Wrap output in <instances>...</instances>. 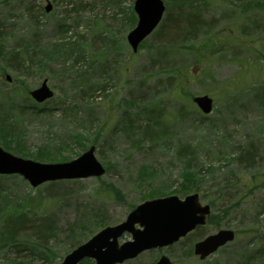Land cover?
Wrapping results in <instances>:
<instances>
[{
    "label": "rangeland",
    "instance_id": "obj_1",
    "mask_svg": "<svg viewBox=\"0 0 264 264\" xmlns=\"http://www.w3.org/2000/svg\"><path fill=\"white\" fill-rule=\"evenodd\" d=\"M50 1L46 11V0H0V146L47 163L93 143L105 173L36 188L0 175V264L61 263L147 198L191 192L210 207L203 226L118 264L162 253L172 264H264V0H163L137 51L125 39L134 0ZM43 78L54 94L37 103L28 91ZM198 94L212 97L209 114ZM15 210L28 213L11 241ZM220 228L234 240L200 260L193 242Z\"/></svg>",
    "mask_w": 264,
    "mask_h": 264
},
{
    "label": "water",
    "instance_id": "obj_2",
    "mask_svg": "<svg viewBox=\"0 0 264 264\" xmlns=\"http://www.w3.org/2000/svg\"><path fill=\"white\" fill-rule=\"evenodd\" d=\"M163 9L162 0L134 1L138 21L127 35L133 50L161 19ZM45 10H50V4ZM31 95L38 101H44L52 95V91L46 86V80H43L38 88L31 91ZM193 101L203 112H209L212 107L211 97L206 94L194 97ZM93 148L90 146L80 157L69 162L40 163L23 159L0 147V173L18 172L27 178L32 186L48 179L100 176L104 173V167L96 161ZM208 213V204L201 205L197 193L186 195L183 199L176 195L147 199L130 211L125 221L98 231L91 239L65 255L60 264H77L84 256L93 258L95 264L122 262L144 249L171 244L195 226L203 225ZM135 224L142 228H136ZM127 231L131 233L132 239L118 244V236ZM234 235L232 229H219L214 234L196 241L193 244V253L204 259L215 249L232 240ZM155 264H171V261L161 255Z\"/></svg>",
    "mask_w": 264,
    "mask_h": 264
},
{
    "label": "trees",
    "instance_id": "obj_3",
    "mask_svg": "<svg viewBox=\"0 0 264 264\" xmlns=\"http://www.w3.org/2000/svg\"><path fill=\"white\" fill-rule=\"evenodd\" d=\"M190 4V3H189ZM167 41V40H166ZM157 54H160L161 56L160 57H162L163 56V53L162 52H159V53H157ZM160 57H157V58H160ZM170 71H171V68L169 69ZM171 78H169L168 80H170ZM6 97H7V94L5 95ZM6 130H8V131H5V132H11L10 131V128H6ZM244 155H245V157L247 156V158H249V159H252L253 158V156H254V154L252 153V151H245L244 152ZM238 157H242V153H240V154H238ZM15 211H18L17 212V214H16V216H14V217H12V215L10 216V215H8V217H7V222H6V225L7 226H5V229H6V232H4V235L6 236L7 234L10 236L11 235V241H13V240H15V237L17 236V233L19 232V230L18 229H20V224L18 223V222H20V221H22L24 218H25V215L28 213H26V211H20V210H15ZM15 222H17V224H16V226L15 227H12L13 225H14V223ZM47 227H46V229L47 228H49L51 225H52V220H50V222H48V220H47ZM11 225V226H10ZM75 230H76V228L74 227V226H72V227H70V229L68 228V231L67 232H65V233H67L69 236H72L74 233H75ZM39 234H40V237H41V240H45V241H47V239H50L51 237L50 236H52V234L50 233L49 235H45V234H43L42 233V231L41 232H39ZM72 234V235H71ZM0 236H1V234H0ZM9 238V239H10ZM4 239L3 238H0V241L2 242ZM1 248H3V246L1 247ZM3 250V249H2ZM44 250V249H43ZM47 253H48V251L46 250V251H40V253H39V255H42V256H44V259H45V257H46V255H47ZM47 258V257H46ZM50 262V261H49ZM51 264H52V262H51Z\"/></svg>",
    "mask_w": 264,
    "mask_h": 264
}]
</instances>
